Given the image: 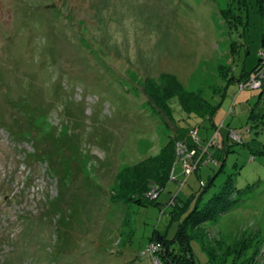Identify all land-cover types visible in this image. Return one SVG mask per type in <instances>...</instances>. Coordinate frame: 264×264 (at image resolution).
Listing matches in <instances>:
<instances>
[{
  "label": "rangeland",
  "instance_id": "1",
  "mask_svg": "<svg viewBox=\"0 0 264 264\" xmlns=\"http://www.w3.org/2000/svg\"><path fill=\"white\" fill-rule=\"evenodd\" d=\"M229 2L0 0V264H153V234L170 240L180 225L172 198L202 187L209 200L230 178L231 204L202 225L204 243L232 246L225 264H264V92L218 72L252 71L264 18L247 0L244 26L229 30ZM162 75L217 107L209 120L169 104L206 154L181 188L176 163L153 204L115 202L117 174L171 134L144 92ZM201 244L195 264H213Z\"/></svg>",
  "mask_w": 264,
  "mask_h": 264
},
{
  "label": "trees",
  "instance_id": "2",
  "mask_svg": "<svg viewBox=\"0 0 264 264\" xmlns=\"http://www.w3.org/2000/svg\"><path fill=\"white\" fill-rule=\"evenodd\" d=\"M229 1V5L221 9L219 14L228 24L229 30L239 31L244 26L242 12L247 9V0ZM254 1L257 12L264 18V0ZM236 45L235 42L231 44L232 53L235 52L234 47ZM260 64L261 59L259 58L257 65L251 72L243 71L237 79L234 76L229 77L231 67L220 66L218 72L226 83L236 81L240 83L246 80ZM144 92L150 98L151 105L164 115L173 128L166 144L161 147L156 155L134 165L126 166L117 174L118 192L113 193L115 202H133L141 205L145 203L153 204L157 198L150 200L147 197L151 187L156 186L161 192L170 181V173L177 163L176 143L189 138V127L175 125L173 110L169 105L173 99H177L181 112L189 117L195 116L211 120L217 110V107L208 102L201 92L180 90L179 82L170 75H162L158 80H152L151 85L144 86ZM263 92L264 90L260 92V96ZM187 143L190 148H195L190 138ZM222 166L223 164L220 165L219 171H222ZM212 181L211 179L209 182ZM231 181L232 178L228 179L214 197L209 198V200L204 201L203 194L206 189L203 190L202 187L198 191L190 193L186 199L173 197L170 216L172 221L180 222L179 228L174 238L170 240L165 235H159L156 232L153 234L150 244L156 243L159 250L151 257L153 259L157 258L160 264H195L192 248V241L195 239L201 241L202 250H206L208 255L211 256L213 264H225L231 254H236V250L231 252L232 246L223 248L220 244H215L213 247L206 245L204 241L207 233L202 227L204 223L216 219L218 214H222L230 206L231 203L228 198L232 188ZM245 247H248V245ZM236 259L237 256H234L233 261Z\"/></svg>",
  "mask_w": 264,
  "mask_h": 264
},
{
  "label": "built area",
  "instance_id": "3",
  "mask_svg": "<svg viewBox=\"0 0 264 264\" xmlns=\"http://www.w3.org/2000/svg\"><path fill=\"white\" fill-rule=\"evenodd\" d=\"M261 64L259 67L251 73L245 81L239 83V91L243 90H264V52L260 54ZM219 129L216 130V137ZM198 130L196 128H192L189 130V138L190 141L195 145V148H190L186 141H178L176 143V158L177 163L182 165V172L185 176L184 181H180V188L184 186L186 178L189 177L192 173H195L197 169L201 166L204 155L206 154V147H199V139L197 137ZM228 138L233 139L235 142H241V137L236 134L235 131H228ZM209 159L206 160L205 163H208ZM174 175V167L172 168L170 178H173ZM160 190L158 187H151L150 191L147 193V197L150 200H155L159 196ZM159 250V247L156 243H151L148 246L145 254L154 255ZM152 258V257H151ZM153 264H160L157 258H152Z\"/></svg>",
  "mask_w": 264,
  "mask_h": 264
},
{
  "label": "clouds",
  "instance_id": "4",
  "mask_svg": "<svg viewBox=\"0 0 264 264\" xmlns=\"http://www.w3.org/2000/svg\"><path fill=\"white\" fill-rule=\"evenodd\" d=\"M196 173V172H195Z\"/></svg>",
  "mask_w": 264,
  "mask_h": 264
}]
</instances>
